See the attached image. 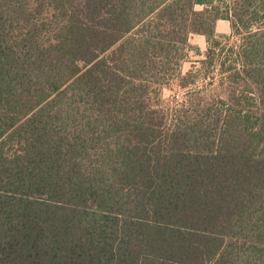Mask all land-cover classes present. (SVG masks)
I'll list each match as a JSON object with an SVG mask.
<instances>
[{"label":"trees","instance_id":"obj_1","mask_svg":"<svg viewBox=\"0 0 264 264\" xmlns=\"http://www.w3.org/2000/svg\"><path fill=\"white\" fill-rule=\"evenodd\" d=\"M0 264H264V0H0Z\"/></svg>","mask_w":264,"mask_h":264},{"label":"rangeland","instance_id":"obj_2","mask_svg":"<svg viewBox=\"0 0 264 264\" xmlns=\"http://www.w3.org/2000/svg\"><path fill=\"white\" fill-rule=\"evenodd\" d=\"M227 2V0H222ZM216 35L219 38H227L232 36L231 24L228 21L221 20L217 23L216 26ZM192 49L189 51L188 58L183 63L182 71L187 73L194 66L201 67L200 61L205 59V55L208 50L207 38L201 35H192L190 39ZM182 91L179 89L177 84H174L170 89H167L164 93V98L169 100H174L182 96Z\"/></svg>","mask_w":264,"mask_h":264}]
</instances>
